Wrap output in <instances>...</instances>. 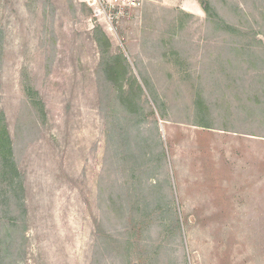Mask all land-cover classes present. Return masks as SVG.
I'll list each match as a JSON object with an SVG mask.
<instances>
[{"label":"rangeland","instance_id":"rangeland-1","mask_svg":"<svg viewBox=\"0 0 264 264\" xmlns=\"http://www.w3.org/2000/svg\"><path fill=\"white\" fill-rule=\"evenodd\" d=\"M210 1L0 0L19 264H264V0Z\"/></svg>","mask_w":264,"mask_h":264},{"label":"trees","instance_id":"trees-1","mask_svg":"<svg viewBox=\"0 0 264 264\" xmlns=\"http://www.w3.org/2000/svg\"><path fill=\"white\" fill-rule=\"evenodd\" d=\"M204 11L214 16L210 0H200ZM228 30H234L230 24H226ZM96 41L100 47L101 59L106 64L107 73L117 76L121 81L127 77L129 64L124 54H109L110 40L101 28L95 29ZM106 62V63H105ZM106 68V67H105ZM25 191L23 175L19 169L14 155V145L10 131L7 127L4 114L0 111V264H19L18 258L13 259L12 248L16 244V237L21 232L20 216L17 211L25 214L23 193ZM15 216L7 217L9 214ZM23 237L24 239V235Z\"/></svg>","mask_w":264,"mask_h":264},{"label":"built area","instance_id":"built-area-1","mask_svg":"<svg viewBox=\"0 0 264 264\" xmlns=\"http://www.w3.org/2000/svg\"><path fill=\"white\" fill-rule=\"evenodd\" d=\"M144 0H94L97 5L96 10L104 13L110 24L115 20L114 12H124L129 8H137L143 4ZM116 13V12H115Z\"/></svg>","mask_w":264,"mask_h":264},{"label":"crops","instance_id":"crops-1","mask_svg":"<svg viewBox=\"0 0 264 264\" xmlns=\"http://www.w3.org/2000/svg\"><path fill=\"white\" fill-rule=\"evenodd\" d=\"M164 4L170 6H176L180 10L194 14L201 15L203 12V6L200 0H162Z\"/></svg>","mask_w":264,"mask_h":264}]
</instances>
